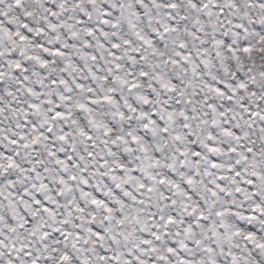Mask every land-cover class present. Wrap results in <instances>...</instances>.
<instances>
[{"label": "snow or ice", "instance_id": "obj_1", "mask_svg": "<svg viewBox=\"0 0 264 264\" xmlns=\"http://www.w3.org/2000/svg\"><path fill=\"white\" fill-rule=\"evenodd\" d=\"M0 264H264V0H0Z\"/></svg>", "mask_w": 264, "mask_h": 264}]
</instances>
